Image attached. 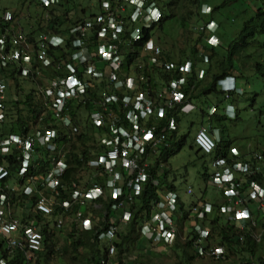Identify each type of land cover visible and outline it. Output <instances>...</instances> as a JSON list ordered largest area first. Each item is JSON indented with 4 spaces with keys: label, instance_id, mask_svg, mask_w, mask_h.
<instances>
[{
    "label": "built area",
    "instance_id": "2783aa9c",
    "mask_svg": "<svg viewBox=\"0 0 264 264\" xmlns=\"http://www.w3.org/2000/svg\"><path fill=\"white\" fill-rule=\"evenodd\" d=\"M32 1L41 7L59 2ZM161 18L152 0H101L95 15L69 28L72 37L66 46L67 60L62 62L54 61L50 54L64 46L62 36L40 33L30 37L11 10L0 12V158L13 155L16 164L12 173L10 163L0 161V238L9 254L22 252L19 264H38L46 226L36 220L38 214L48 217L53 231L69 220L77 228L96 232L98 241L106 244L105 256L100 255L97 264H113L117 230L133 215L134 200L142 194L145 183L163 174L165 158L161 157L178 129L172 110L188 114L195 108L182 90L190 66L162 58L165 52L157 37ZM216 27L210 20L198 28L209 46L219 42ZM124 30L133 51L147 55L148 64L178 76L167 81L147 80L137 73L141 65L134 68L128 63L123 68L126 62L119 43ZM90 34H94L95 44L90 42ZM202 61H207V54ZM51 66L56 74L47 77L44 70ZM202 76L200 70L198 77ZM14 79L20 87L30 82L28 91L37 92L43 101L44 109L36 118L38 124L44 122L43 127L22 135L2 131L7 90ZM214 110L212 107L209 113ZM79 116L99 130L96 139L101 151L87 159L85 167L96 169L105 178L104 185L89 180L95 173L79 182H62L69 167L63 138L75 139ZM52 125L65 133H58ZM217 141L203 125L193 135L194 147L207 156L211 171L206 178L217 198L192 197L190 185L184 190L188 198H183L180 190L161 185L148 214L144 212L138 223L139 236L170 244L177 238L184 240V232L193 224V252L216 261L224 247L208 241L209 228L202 224L213 210L238 232L254 227L257 239L264 232V148L245 159L240 158L243 153L235 145L215 155ZM40 170L45 176L38 181L35 174ZM152 182L158 185V180ZM21 187L30 209L18 217L13 214L12 197ZM104 198L110 200L109 214L113 215L109 217L114 219L110 226H102L101 218L91 212V207H102L100 199ZM0 264L15 263L0 258Z\"/></svg>",
    "mask_w": 264,
    "mask_h": 264
},
{
    "label": "trees",
    "instance_id": "16d2710c",
    "mask_svg": "<svg viewBox=\"0 0 264 264\" xmlns=\"http://www.w3.org/2000/svg\"><path fill=\"white\" fill-rule=\"evenodd\" d=\"M81 1L82 0H59L57 4L49 7H41L38 3L33 2L32 0H24L22 4V7L26 9L31 3H34L38 9L37 15H40L39 20L35 22V25L28 29L29 32L27 31V34L30 37H33V35H39L40 33H50L60 35L65 39L63 47L54 48V50L50 52L54 61L61 60L63 62L67 60L68 50H66V46L67 43L69 44L70 42V37H72L69 33V28L78 21H84L95 15L98 10V4L101 0H96L95 11L90 7L82 6ZM152 1L155 2L159 9H161L163 15L157 26L160 43L162 41L164 43L167 41V36H169V34H166L165 32L167 27H171L174 30L173 26L176 25L180 26L183 31H186L189 28L188 19L191 16L195 17V22L206 23L210 20H214L213 14L215 11H219L220 7V5L216 3L217 0ZM245 1H248L251 13L240 14L244 17L238 16V19L242 21V25L237 37L232 39L229 43L225 45L223 37L218 35V46L210 47L203 42V33L198 31L199 33H197L194 40L184 39L186 48L180 50L175 57L170 56L166 50L164 56L162 57L163 59L175 61L177 64L187 63L190 66L191 73L186 76L182 90L188 96V100L194 105L196 115L201 121L200 123H202L205 119L208 123L206 126L207 130L213 135L216 133V135H214L216 138H218L217 132L222 131L220 124L224 121L226 115H218L217 112L208 115L207 108L215 106L214 101L210 100L209 97L216 96V98H218L219 93H221V99L226 101H228V97H232V91H228L226 94L224 91L218 90L217 84L222 79L232 76V72L236 70L239 72L238 77H244V72L237 66L236 55L240 53V51H244V47L248 46L252 41L256 42V45L260 48L257 57L255 58V62L253 63L255 73L258 72L259 74L264 75V60L262 57V51L264 52V0ZM202 4L205 5V10L201 9ZM189 6L193 7V12L189 10ZM11 11L15 18L20 20L22 19L21 16L19 17V13L16 14L14 10ZM203 13H209V17L203 18ZM126 35V30L120 33L121 42L119 43V47L126 62L123 68H126L128 63H133L134 68L137 65H141L140 68H136L138 71L137 73L147 80L158 79L167 81L170 78L178 76L175 72H165L161 69H157L154 65L148 64V60L146 58L147 55H140L139 51L134 52L133 43L127 40ZM89 39L92 44L97 42L94 34H90ZM205 53L208 55L207 61L203 62L202 56ZM248 54L250 55V53ZM248 54H245V56L248 57ZM260 57H262V59L259 61ZM200 70L203 71V76L201 78L198 77V72ZM44 72L47 77H52L56 74L53 66L46 68ZM238 77L236 79H238ZM9 85L12 88H9V94L6 98L8 106L6 107V119L2 124V131L4 133L11 132L22 135L38 125L36 118L44 109L42 105L43 101L41 96L37 92H33V90L28 91L23 96V99L16 98L15 96L23 90V88L19 86L17 79L11 80ZM256 93L257 92H254V95ZM230 102H232V100H230ZM215 104L218 107V103L216 102ZM85 108L89 110L87 105ZM172 114L179 124L182 117L185 115L177 109L172 110ZM261 114L264 115L263 112L259 111V115ZM76 122L79 125V130L78 133L75 134V139L72 140L63 138V142L66 144L64 152L67 156L69 167L62 182L69 181V179H76L79 182V179L88 177L91 173H95V176H92L89 180L92 183H100L101 185H104L105 178L97 174L96 169L85 167L87 159L95 156L99 151H101V148L98 146V140L96 139V134H99V130L89 126V124H87L81 116L78 117ZM43 125L44 122H42L40 127L37 128L39 129L43 127ZM52 126L56 128L58 133H65V131L60 127L56 125ZM189 129L186 133H182L180 136L177 135L178 129L174 132L170 139V145L162 154L161 159L165 158L166 161L169 154L178 151L184 145L186 138L189 135ZM61 137H59V139ZM232 143V140L217 141L214 154H223L229 145H233ZM192 146L193 144L190 147L192 148ZM262 147L264 148V145H262ZM262 147L254 150L250 149V151L247 150L248 152L241 154L240 158L245 159L246 156H251L254 152L262 150ZM90 148L93 149V153H90ZM195 152L198 154L199 151L195 150ZM1 159H5L10 163V169L13 173L16 169L14 156L6 155L3 158H0V161ZM43 174V170L36 172L35 176L38 181L45 176ZM204 178H206V174ZM157 180L158 185L153 184L152 181L157 182ZM152 181L148 180L145 183L142 189V194L134 200L132 208L133 215L130 220L125 224H122L116 232V237L113 240L115 245V252L112 256L113 264H125V260L122 259L123 256L130 254V252L137 253V251L141 249L143 250L145 248L143 247L144 244L150 248H155L158 251H166L165 247H167V249H180L183 260L181 259L176 264H191L193 260H199L205 263L208 262L209 264H264V232L258 236V239L252 233L254 227L238 232L225 221L221 214H217L215 210H213V212L206 217V220L202 222V224L209 228L208 241L213 245H222L224 247L223 255L216 261H213L208 256H198L195 252H193V246L191 245L192 239L195 236V233L193 232V224H189L187 231L184 232V240L177 238L170 244L152 242L139 236L137 231L138 223L141 222L144 212L148 214V210L152 206L155 195L157 194V189H159L161 185H164L168 189H181L176 186L173 181L167 180L164 169L162 176L152 178ZM258 181L261 183V178H258ZM32 197L34 200L35 195ZM100 203L102 207H91V212L93 215L101 218L100 224L102 226H110L114 221L112 217H109L113 215L112 213L109 214L110 200L105 198L100 199ZM89 204L92 205L91 202H89ZM103 210L106 211L105 215ZM35 218L41 225L46 224L43 229L45 235L43 240L44 245L42 251L38 254V264L40 258H45L49 254L56 253L57 251L59 255L69 254V258L71 260L79 261V264H97L99 256H105L104 249L106 244L98 241L96 238V232L82 230L81 228H77L75 224L71 226V235L74 234V237L71 238L68 247H62L59 249L52 247L50 244H47V241L51 237V233H53V228L48 224V217L38 214L35 215ZM78 231L80 232L79 236H75V232ZM240 235H242L241 240L239 239ZM135 244H137L138 247H135ZM3 246L4 241L0 238V258H8L13 263L19 264L22 258V252L20 250H16L14 253L9 254ZM78 249H82L81 252H79ZM152 254L153 252L150 251V255ZM235 258L240 260H235ZM134 261L130 264H134Z\"/></svg>",
    "mask_w": 264,
    "mask_h": 264
},
{
    "label": "rangeland",
    "instance_id": "374dc122",
    "mask_svg": "<svg viewBox=\"0 0 264 264\" xmlns=\"http://www.w3.org/2000/svg\"><path fill=\"white\" fill-rule=\"evenodd\" d=\"M23 2L24 0H0V12L4 9H8L14 10L16 14L19 13V17H22L21 20L18 19L19 25L23 31L29 32L28 29L35 25V22L39 20L40 15H37L38 9L34 3L30 2L31 4L29 7L24 9L22 7ZM216 3L220 5L219 11L217 10L213 14L214 21L217 24L216 33L223 37L224 44L226 45L238 35L242 25V21L238 19V16H242L240 14H250L251 12L248 1L245 0H217ZM81 4L84 7H90L94 11L96 10V0H82ZM204 8L205 6L202 4L201 9L204 10ZM189 10L192 12L194 11L192 6H189ZM208 14L209 13H203L202 17L208 18ZM195 20L194 16H191L188 19L189 28L186 31H183L180 26L176 25L173 26L174 30L171 27L166 28L165 32L166 34H169V36H167V41L165 43L163 41L161 42V45L170 56L175 57L180 50L186 48V44L184 43L185 38L188 40H194L196 38L197 33H199L198 28L205 23L195 22ZM256 44L257 43L254 41L250 42L248 46L244 47V51H240V53L236 55L237 66L244 72V77H238L239 72L237 70L232 72V75L238 77V83L240 84L238 91L242 93L228 97V101L221 99V93L218 94V98H216V96L209 97L210 100L214 101L215 112H217L218 115L225 114L227 103L232 104L233 108L227 104V109L229 110L230 115H236V117L230 119L226 116L224 121L220 124L222 131H218L217 136L219 140H232V144H234L242 153H246L250 151V149L254 150L260 148L264 145V115H259V111L264 113V75H261L258 72L255 73V68L253 66L255 58L260 50ZM247 52L250 53V55ZM245 54H248L249 56L246 57ZM262 57L264 60L263 51ZM262 57L259 58V61ZM235 79L229 80L228 78H225L224 80L219 81L218 88H222L223 84L228 82L234 83ZM31 85L30 82H23L22 92H19L15 97L23 99V96L28 92L27 86ZM254 92L257 93L254 95ZM8 94L9 89L7 90V95ZM230 100H232V102H230ZM216 102L218 103V107L215 104ZM7 106L8 103H6V107ZM207 109L209 115L211 106ZM195 110L196 109L190 111V113L182 117L177 135L180 136L182 133H186L190 128L189 135L186 138L184 145L178 151L167 157L163 169L167 180L173 181L176 186L181 188L179 190H181L183 198L187 197L184 192L185 187L190 185L193 189L192 197L201 195V189L205 188L204 197L207 200H210L213 198L215 190L213 185L204 178L205 174H209L211 171L207 156L201 153L197 154L195 152V147H190L192 145L195 131L201 126V124L205 127L208 125L205 119L200 123L201 121L196 115ZM37 127H40V125L38 124L34 128ZM34 128H31V130ZM214 135H216V133H214ZM23 189L24 188L21 187L20 190L14 193V197H12L13 214L17 216H21L30 209V207L27 206L26 199L23 197V195H26L22 192ZM254 231L258 232L257 229ZM71 234L72 228L69 220H64L60 230H54L53 233H51V237L47 241V244H50L57 249L68 247L71 238L74 237V234ZM79 234V231L75 232V236H79ZM135 247H138L137 244H135ZM143 247L145 248L137 251V253L130 252V254L123 256L122 259L125 260V264H130L134 259V264H176L181 259L183 260L180 249H167V247H165L166 251H158L155 248H150L146 244H144ZM81 250L82 249H78L79 252H81ZM150 251L153 252L152 255H150ZM41 260L44 264H62L61 262H66L67 264H79V261L71 260L69 254L59 255L58 251L49 254L45 258L42 257ZM235 260L240 259L235 258ZM191 264L209 263L193 260Z\"/></svg>",
    "mask_w": 264,
    "mask_h": 264
},
{
    "label": "clouds",
    "instance_id": "9594fccd",
    "mask_svg": "<svg viewBox=\"0 0 264 264\" xmlns=\"http://www.w3.org/2000/svg\"><path fill=\"white\" fill-rule=\"evenodd\" d=\"M205 6V5H204ZM204 10H205V8H204ZM160 11H161V9H160ZM162 13V12H161ZM163 16V15H162ZM17 19V18H16ZM18 20V19H17ZM19 21V20H18ZM214 21V20H213ZM215 22V21H214ZM216 23V22H215ZM217 25V24H216ZM216 31H217V27H216V30H215V35L218 37V35H217V33H216ZM202 33V32H201ZM203 36H204V33H203ZM157 37H158V30H157ZM218 41H219V37H218ZM204 43L205 44H207L206 43V41H205V37H204ZM218 44H219V42H218ZM218 44L216 45V46H218ZM209 46V45H208ZM216 46H210V47H216ZM164 52H165V49H164ZM206 54V53H205ZM208 56V55H207ZM175 62V61H174ZM226 78H228L229 80H233V79H235V78H237V76L236 75H232V76H228V77H226ZM225 79V78H224ZM224 79H222V80H224ZM239 82V80L238 79H235V81H234V83H231V82H228V83H225V84H223V86H222V88H218V90H220V91H224V93H226L227 94V92L228 91H232L233 92V95L234 94H240V93H242V92H239L238 91V89H239V86H240V84L238 83ZM218 85V84H217ZM232 95V96H233ZM192 103V102H191ZM227 104H229V106H231L232 107V104L231 103H227ZM226 104V107L228 108V105ZM212 107H214V106H211V108ZM215 108V107H214ZM227 108H225V115L228 117V118H234L235 117V115H230L229 114V110L227 109ZM233 108V107H232ZM194 110V109H193ZM232 111H233V109H232ZM214 112H215V110H214ZM185 115H186V113H184ZM85 121V120H84ZM40 125V124H39ZM178 129H179V123H178ZM33 130V129H32ZM179 136V135H178ZM192 144H193V141H192ZM234 145V144H233ZM193 147H194V145H193ZM195 150H197L196 148H195ZM199 153V152H198ZM170 155V154H169ZM167 159V158H166ZM206 176H207V174H206ZM206 180H207V178H205ZM181 191V190H180ZM203 192H204V194H203ZM201 196L202 197H204L205 196V188H203V189H201ZM217 198V194H216V197H213L212 199H210V200H214V199H216ZM71 226L73 225V224H70ZM40 261V260H39Z\"/></svg>",
    "mask_w": 264,
    "mask_h": 264
},
{
    "label": "crops",
    "instance_id": "0c3cea01",
    "mask_svg": "<svg viewBox=\"0 0 264 264\" xmlns=\"http://www.w3.org/2000/svg\"><path fill=\"white\" fill-rule=\"evenodd\" d=\"M30 191H32V190H30ZM214 193V192H213ZM213 197H216V193H214V195H213ZM18 217H21V216H18ZM49 225H51V221L49 222ZM40 263L41 264H44V262L41 260V258H40ZM62 264H66V262H61Z\"/></svg>",
    "mask_w": 264,
    "mask_h": 264
},
{
    "label": "bare ground",
    "instance_id": "6f19581e",
    "mask_svg": "<svg viewBox=\"0 0 264 264\" xmlns=\"http://www.w3.org/2000/svg\"><path fill=\"white\" fill-rule=\"evenodd\" d=\"M189 86V85H188ZM186 92V91H185ZM72 159V158H71ZM71 159H70V161H71ZM103 179V178H102ZM2 243V242H1Z\"/></svg>",
    "mask_w": 264,
    "mask_h": 264
}]
</instances>
